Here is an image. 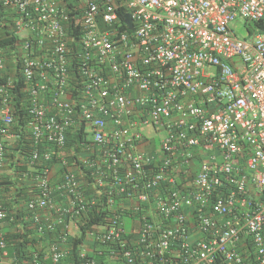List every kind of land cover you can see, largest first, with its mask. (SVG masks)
Returning <instances> with one entry per match:
<instances>
[{"label":"built area","instance_id":"2783aa9c","mask_svg":"<svg viewBox=\"0 0 264 264\" xmlns=\"http://www.w3.org/2000/svg\"><path fill=\"white\" fill-rule=\"evenodd\" d=\"M0 6V176L18 138L9 68L29 95L30 141L15 161L24 170H8L27 179L0 192V220L21 188L14 209L45 210L50 185L63 178L65 234L81 232L92 208L108 215L83 236L77 264H94L85 252L103 255L101 264H264V0ZM78 122V161L91 169L86 199L83 173L64 150L65 128ZM38 143L56 147L59 176L41 166L51 149L40 153ZM61 238L33 264H63L71 247ZM88 239L95 243L84 247ZM0 253V264H12L2 231Z\"/></svg>","mask_w":264,"mask_h":264},{"label":"trees","instance_id":"16d2710c","mask_svg":"<svg viewBox=\"0 0 264 264\" xmlns=\"http://www.w3.org/2000/svg\"><path fill=\"white\" fill-rule=\"evenodd\" d=\"M1 8V6H0ZM122 15V13H120ZM121 28L128 31V27L121 26ZM9 41L8 43H10ZM75 62V66H76ZM72 64V70L75 67ZM5 77L11 76L15 79V87L11 90L13 91V105L15 108V130L18 134V138L14 142V145L9 148V160L7 162V167H9L12 171L21 172L24 170V167H21L20 164H16L15 161L17 160L18 153H23L25 149L29 148V132L26 130V123L28 122L26 118L27 106H28V94L22 89V78H19L18 70L14 68H9L7 72L4 73ZM72 95L75 99V102L78 104L81 103L82 99L80 97V92L76 90V86L74 84L70 85ZM79 103V104H80ZM66 132L64 134L65 141H64V150H65V157L67 161L73 162L75 161L76 164L81 165V169L83 170L84 175V182L85 184L84 190H79L80 193H83L84 199L89 196V192L91 191V183L92 180L90 179V172L91 169L84 167L79 161L77 157V153H82L83 148L80 144L84 140V123L78 122L74 125H70L69 127L65 128ZM38 152H42L45 149H51V158L48 161H44L39 159L41 166L46 167L49 169L54 170L57 175L59 176L63 169L61 168V164L59 158H57L56 152L57 149L55 146L48 144V143H38L35 146ZM24 157L22 158L21 162L24 161ZM1 169V168H0ZM42 172L39 173L41 175ZM0 176V183H2L3 188H0V192H8L11 185H14L18 182L21 184L22 180L27 178H23L21 175H18L16 180H11L9 173H7L6 169ZM63 179V178H62ZM61 178L59 180L53 182L49 187L50 195L45 197V199L49 200L48 207L45 210L39 209L33 216L32 213L28 210H24L23 208H13V202L23 201L26 197L23 189H18V193L15 195L17 199H14V195L10 198L13 200L12 202H8V200L4 203V207L6 209V215L0 220V231H2V236L4 241L6 242V250L8 251L9 256L11 257L12 264H33L36 256L38 257L41 249L45 248L48 244L61 242L62 238L61 235H66L64 239V244L71 247V250L68 254L67 259L63 260V264H77L79 250L78 247H83L82 242L84 243L83 236L86 234L84 231L88 227H91L97 223H101V218L97 216L99 213L96 212V208H92L87 211L88 215L85 217L84 226L80 227L81 232L77 235H69L65 234V225L69 221L65 217V222L63 223L61 220L58 222V218L61 216L59 215V211L66 209L67 207V197L65 196L64 191L56 190V184L62 183ZM55 186V187H54ZM27 195V193H26ZM64 195V196H63ZM9 198V199H10ZM15 210V211H13ZM141 210L136 212L132 217L138 218L141 215ZM34 216L38 217V223H35ZM11 218V221L9 220ZM59 218V219H60ZM41 229L42 231H39ZM88 236V235H87ZM86 238V236H85ZM134 236H131L133 239ZM93 240L88 239L87 243L84 244V247L92 245ZM102 252H105L104 248H102ZM1 255V253H0ZM103 255L100 254H91L90 252H85V259L89 261H93L94 264H101L103 260Z\"/></svg>","mask_w":264,"mask_h":264},{"label":"clouds","instance_id":"9594fccd","mask_svg":"<svg viewBox=\"0 0 264 264\" xmlns=\"http://www.w3.org/2000/svg\"><path fill=\"white\" fill-rule=\"evenodd\" d=\"M82 164V163H81ZM79 165V164H78ZM82 165H84V167H86V165L85 164H82ZM79 168L81 169V165H79ZM86 168H88V167H86ZM6 169V171H7V173H8V170H11L9 167H6L5 168ZM89 169V168H88ZM81 171H82V173H83V170L81 169ZM3 173V172H2ZM81 173V174H82ZM90 176V175H89ZM83 177V180H85L84 179V175L82 176ZM91 179V178H90ZM21 189H23V188H21ZM23 192H24V189H23ZM25 193V192H24ZM97 216H99L100 218H101V223H97V224H95V225H104L107 221H108V215H106V214H103V213H98L97 214ZM122 223H123V228H124V230L128 233L131 229H132V227L134 226V223L133 222H131V220L129 219V218H126V216L125 217H123V220H122ZM81 226H84V223H82L81 224ZM94 226V225H93ZM93 226H91V227H88L87 229H85V233L90 229V228H92ZM71 230L73 231V232H75V230H74V228H71ZM81 231V230H80ZM48 246V245H47ZM46 246V247H47ZM45 247V248H46ZM101 250H102V248H101Z\"/></svg>","mask_w":264,"mask_h":264},{"label":"rangeland","instance_id":"374dc122","mask_svg":"<svg viewBox=\"0 0 264 264\" xmlns=\"http://www.w3.org/2000/svg\"><path fill=\"white\" fill-rule=\"evenodd\" d=\"M236 31L238 33V36H246L247 32L240 24L237 25Z\"/></svg>","mask_w":264,"mask_h":264}]
</instances>
